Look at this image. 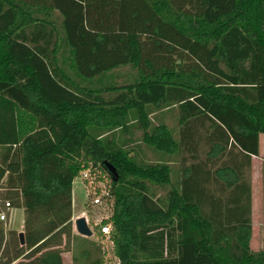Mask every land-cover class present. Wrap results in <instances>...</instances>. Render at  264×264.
Instances as JSON below:
<instances>
[{
	"label": "trees",
	"instance_id": "trees-1",
	"mask_svg": "<svg viewBox=\"0 0 264 264\" xmlns=\"http://www.w3.org/2000/svg\"><path fill=\"white\" fill-rule=\"evenodd\" d=\"M215 2L0 0V190L24 208L26 239L3 264H108L73 233L74 180L90 166L112 181L114 264H264L249 173L264 134V0ZM124 65L134 82L102 84ZM143 144L159 161L139 158ZM64 236L70 262L49 249Z\"/></svg>",
	"mask_w": 264,
	"mask_h": 264
},
{
	"label": "rangeland",
	"instance_id": "rangeland-1",
	"mask_svg": "<svg viewBox=\"0 0 264 264\" xmlns=\"http://www.w3.org/2000/svg\"><path fill=\"white\" fill-rule=\"evenodd\" d=\"M229 0H224V4H228ZM219 5V0H216L214 7H217ZM138 73L136 70L131 69V67H122L116 70H113L109 73H107L106 75L102 76V84L106 85L109 83H132L135 81V79L137 78ZM167 122L171 125V127H178L177 125V120L174 118L172 113H168L167 114ZM137 135L140 136L142 135L141 131L137 132ZM137 149V148H136ZM135 153L132 152V155H134ZM139 158L143 159L146 162L149 163H153L156 161H159L160 159V155L156 154L153 150L149 149V147H147L146 145H142L141 148H139ZM203 156H205V154H203ZM167 162L171 165L172 169L176 170L179 167H181V163H180V157H164ZM183 165V164H182ZM170 186L166 185V186H156V191L158 193V196H164L167 194L168 190H169ZM88 191L85 188L82 180L80 177H77L74 180V184H73V213L74 215H78L81 212H86L87 216H85L86 218H88L89 222H90V228L93 230V236L92 239H89L91 242H96L99 245L100 248V252L102 254V257L104 259V261L108 264H114L117 262V257L114 254V245H113V241L110 238V236L104 235V234H98V231H96V229L98 227L95 226L94 222L99 219L101 217V213H105L102 209H100L99 207H95V206H91L88 203ZM264 203V201H263ZM90 207H89V206ZM15 213H17L18 211H14ZM19 220H21L22 217V211L19 210ZM18 219V218H17ZM74 231V228H73ZM262 236V235H261ZM260 236V237H261ZM68 241L66 240L65 236H64V242L62 241L59 244H55L52 245L49 249H57L59 251H62V254L67 255V257L72 260L73 257V247H72V243H71V239L69 237H67ZM263 236L261 237V241H263ZM66 241V242H65ZM264 244V243H263Z\"/></svg>",
	"mask_w": 264,
	"mask_h": 264
},
{
	"label": "crops",
	"instance_id": "crops-1",
	"mask_svg": "<svg viewBox=\"0 0 264 264\" xmlns=\"http://www.w3.org/2000/svg\"><path fill=\"white\" fill-rule=\"evenodd\" d=\"M130 67L129 65L120 66ZM132 69V68H131ZM134 70V69H133ZM113 84V83H110ZM119 86L125 83H116ZM127 84V83H126ZM250 183L252 190V237L250 241V247L253 252L264 251V239L261 241V237L264 238V134L259 136V155H253L251 161ZM19 210L22 211V219L19 220ZM14 211H18L15 213ZM73 211V209H72ZM7 220H0V263H5L9 258H14L15 250V236L25 231V210L23 207L13 206L10 210H7ZM86 212H81L78 215L72 217L74 234L80 235L74 225V221L81 216H85ZM18 218V219H17ZM99 231V227L96 229ZM100 232V231H99ZM94 234V233H93ZM262 235V236H261ZM82 236V235H81ZM93 236V235H92ZM92 236L86 237L92 239ZM261 236V237H260ZM23 246V245H22ZM6 252L4 253V249ZM27 256H22L14 260L11 264L28 262Z\"/></svg>",
	"mask_w": 264,
	"mask_h": 264
},
{
	"label": "built area",
	"instance_id": "built-area-1",
	"mask_svg": "<svg viewBox=\"0 0 264 264\" xmlns=\"http://www.w3.org/2000/svg\"><path fill=\"white\" fill-rule=\"evenodd\" d=\"M79 177L88 191V203L91 206L99 207L105 212L101 213V217L94 222L95 226L99 227V231L102 234L109 236L112 231V222L110 218L114 207L111 179L102 170L93 166L83 169L80 172ZM12 207L11 201L4 199L0 190V220H7L6 211L10 210ZM85 216H87L86 213ZM86 219L90 226L88 218Z\"/></svg>",
	"mask_w": 264,
	"mask_h": 264
},
{
	"label": "water",
	"instance_id": "water-1",
	"mask_svg": "<svg viewBox=\"0 0 264 264\" xmlns=\"http://www.w3.org/2000/svg\"><path fill=\"white\" fill-rule=\"evenodd\" d=\"M108 169L110 170V172L114 175L116 179V177H118L119 175L116 168L112 166L111 164H108ZM74 225H75L77 232L80 235L86 236V237H90L93 235V230L90 228L89 223L85 216L78 217L74 221ZM19 240H20L21 245H25L26 239H25L24 232L19 233ZM64 257H65L66 262H70V259L67 257V255H64Z\"/></svg>",
	"mask_w": 264,
	"mask_h": 264
}]
</instances>
